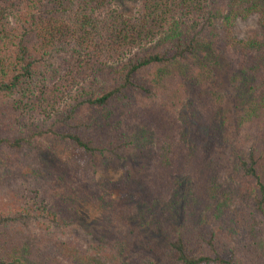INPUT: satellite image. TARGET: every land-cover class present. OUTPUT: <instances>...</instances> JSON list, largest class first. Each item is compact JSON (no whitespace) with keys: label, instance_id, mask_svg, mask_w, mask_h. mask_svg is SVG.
I'll return each mask as SVG.
<instances>
[{"label":"trees","instance_id":"obj_1","mask_svg":"<svg viewBox=\"0 0 264 264\" xmlns=\"http://www.w3.org/2000/svg\"><path fill=\"white\" fill-rule=\"evenodd\" d=\"M119 1L0 0V161L4 158L1 154H5L10 165L23 163L22 166H30L26 175L35 183L29 190H34V195H38V190L49 198L47 202L52 201L53 208L49 209L52 223L76 222L79 214L77 200L83 196L102 212H108L110 217L105 215L106 221L93 220L89 230L101 247L85 253V249L78 246L76 254L72 255L66 250L65 241L59 242L57 251L53 253L46 250L47 241L43 238L38 243L14 233L11 225L30 216L26 205L22 209L0 211V264H25L26 261L31 264H64L65 260L66 264H72L77 257V260L83 258L85 264H154L157 257L161 264H264L263 250L257 247L248 249L247 243V251L240 256L239 251L228 250L223 241L226 231L228 236L232 234L231 239L236 240L229 228L238 232L242 230L244 236L253 239V228L249 227L255 221L252 212L255 213L256 209L264 217V178L252 153L248 161H240V170H243L240 178L243 181L237 185L223 183V180L219 182L216 164L213 165L208 158L204 161L208 172L198 177L189 174L187 166L196 167L201 172L202 164L201 155L196 154L198 145L191 141L195 144L191 150L193 153H184L182 148L177 151L171 172L168 164L157 166L169 173V179L160 177L152 185H149V179L150 195L146 194L147 189L135 185V179L142 176L140 167L133 166L134 160L131 163L122 160L119 153L129 143H134L133 137L138 142L149 140L151 135H159L171 141L169 146L174 144L175 112L172 113L171 109H178V98L140 109L136 106L140 102L135 94L157 95L165 81L159 73L161 64L175 58L194 56L198 50L201 51L202 48L195 46L199 31H210L213 35L217 32L220 49H214L217 54L224 53L231 58L238 83L251 73L249 76L256 80L248 83V87L255 89L259 86L260 78L264 76V0H236L221 15L217 26L211 22V29L210 23L204 20L199 25L191 23L200 11L197 6L200 3L206 6L208 0H141L139 8L132 13L120 9ZM254 12L259 16L261 35L238 38L233 31L235 19L246 18ZM144 68L147 74L142 72L138 76ZM107 74L116 79L111 85L104 83ZM50 85L59 89L61 94L65 90L78 89L70 103L72 114L85 105L100 107L106 109L101 115V124L106 125L115 110V116L119 118L116 122L127 129L123 139L116 138V135L102 136L100 128L99 136L102 137L91 141L79 131L53 130L50 127L42 130L34 120L27 121L26 115L33 117L36 112L47 116L55 110L53 121L66 123V117H57L61 114L56 110L61 109V95H49L46 90ZM176 85L184 88L186 93L192 90L185 87L190 82L180 80ZM165 86L168 89V85ZM261 98H264V90ZM208 99L204 86L192 93L189 102L194 110L199 111L196 106L205 104ZM133 111L139 115L130 117ZM199 113H204L208 120L212 111ZM259 114L264 116L263 112ZM112 124L113 121L109 125ZM117 130L121 134V129ZM44 132L55 133L61 141L66 140L75 148L82 149L91 160L97 156L109 159L111 155L110 159L116 160L113 162L121 167L122 177L116 181L99 180L96 169L91 168L93 164L80 154L72 158L68 149L58 153V149L51 150L41 139ZM135 147L142 150L139 143ZM206 147L207 144L205 153ZM38 149L39 152L34 153ZM29 158L33 161L30 162ZM160 174V171L153 173L154 176ZM184 176L197 192V198L193 197L195 204L192 199L188 203V198L184 199L180 190L178 193V177ZM215 178L217 181L210 182ZM163 179L169 180L167 183L175 180L170 184L175 190L170 198L169 186L164 185ZM113 189L120 191L117 198L109 201V191ZM246 191L256 199V206L248 208L243 204ZM124 193L148 202L145 226L130 216L115 213L116 207L123 209ZM43 198L40 199L43 201ZM203 199L205 202L200 205ZM162 203L165 204L161 211L154 215L151 209L156 210ZM205 203L213 211L212 215L206 214L207 217L224 216L228 229L203 227L200 220L193 223L196 218L191 220V217L199 215ZM47 204L39 207L46 209ZM112 212L117 218H113ZM169 215L174 216L175 221Z\"/></svg>","mask_w":264,"mask_h":264},{"label":"rangeland","instance_id":"obj_2","mask_svg":"<svg viewBox=\"0 0 264 264\" xmlns=\"http://www.w3.org/2000/svg\"><path fill=\"white\" fill-rule=\"evenodd\" d=\"M235 2L236 0H208L206 6L200 3L197 6V9L200 11H197L196 17L192 19L191 23L194 25L204 20L210 23L209 29H211V22H214L213 24L217 26V22L221 15L227 10L229 5ZM140 3L141 0H120L117 5H119L120 9L122 8L132 13L135 12L134 10L136 8H139ZM233 31L238 38L249 35L260 36L262 28L260 26L258 14L254 12L250 13L246 18L237 17L234 21ZM222 41L221 38V43ZM219 44L220 40L217 38V32H214L213 35L210 31H199L195 46L202 48L201 51L198 50L197 54L195 53L194 56L175 58L166 64H161L159 73L164 77L163 81L165 80L164 82L168 85V89H166L163 82L159 87L157 95L155 93L135 94L137 101L140 102L136 104V106L140 109L148 107L151 104H165L168 99L178 98V109L176 110L173 107L171 109L172 113L175 112L173 115L175 142L172 147L169 146L171 141L169 142L167 138H163L159 135H151V137L148 138L149 140H139L138 142H136L137 139L133 137L134 143H129L124 150L119 152L122 155V160L124 159L130 163L134 160L135 164H133V166L136 165V167H140L139 170L142 176L135 179L134 182L135 185H141L143 190L147 189V195H150L148 187L149 179V185H152L160 177L168 178L169 173L157 166L159 164H168L170 168L168 170L171 172V169L174 168V158L176 157L177 151H180L182 148V152L190 153L195 144L198 145L199 151H196V154L197 156L201 155L202 164L200 168L201 172H199V169L196 167L187 166V171H189V174L192 176L198 177L209 171L206 170V165L204 164V161L208 158L213 165L216 164L215 167L218 170L219 182L223 180V183L237 185L243 181V178H240L243 173V170H240V161H248V157L252 153L254 157L257 158V167L260 175L264 178V116H260L259 114L260 112L264 113V98H261L264 90V76L260 78L259 86L255 89H250L248 87V83H255L256 80V78L254 79L252 76H249L251 73L244 77L242 83H238L235 79V68L231 58L224 53L220 54L218 52L217 54L214 49V47L220 49ZM204 51L206 53H204ZM154 69H157V67ZM61 70L64 71L65 68L62 67ZM145 70L146 68L140 71L138 76L142 72L146 75L147 72ZM149 72L151 73V70ZM104 78L106 79V81H104L105 85H111V82L116 80L110 74H107ZM159 78L158 76V80ZM180 80L186 83L190 82V85L185 87L192 90L186 93L187 91L183 90L184 88L177 87V81ZM204 86L205 89H207L210 100L208 99L207 102L204 100L205 104H199L195 109L201 112L205 110L212 111V114L210 113L208 116L209 121L205 119L204 113L201 115L199 111L194 110V107L189 102L192 93L202 90ZM100 87L102 86L100 85ZM64 90L65 89L62 91ZM85 90L91 89L85 88ZM46 91L49 95H61V109L60 107L56 108V110H60L59 112H61V114H58L57 117H66V123H61L62 120L53 121L55 110L47 116L36 112V116L33 117L26 115L25 118L27 121L34 120L36 124H38V127H41L38 129L43 130V128L50 127L53 130L63 129L79 131L91 141L105 135H116V138L118 137L122 140L125 132H127V129L120 127V124L116 122L119 118L115 116V110L110 120V123L113 121L112 125H109L110 123L106 125L101 124V115L105 113L106 109H101L100 107L85 105L78 110H74L72 114L71 110H69L71 107L70 103L74 101V95L78 89L65 90L61 94L59 89H55L50 85ZM258 102L262 103L258 104ZM136 114L139 115V112L133 111L130 117ZM130 119L131 118H129L128 122H130ZM100 128L103 130L102 136H99ZM31 129H34V125H31ZM117 129H121V134L118 133ZM129 137L131 138L132 136ZM41 139L46 142L51 150L58 149L57 153L63 151L62 149H68L72 158H75L78 154L83 156L89 163L93 164L91 168L96 169V177L99 180L116 181L122 177L121 167L119 164L113 162L116 160L110 159L111 155L109 154V159H106L105 156H97L95 160H91L90 156L85 153V151L75 148L66 140L61 141L55 133L44 132ZM191 141H194L195 144L191 143ZM138 143L142 145L141 151L135 147ZM205 144H207L206 153ZM172 148L174 149L173 152H171ZM5 151H7V148ZM37 152H39V149L34 151V153ZM44 154L48 153H43V155ZM1 155L4 158L0 161V211H8L10 208L22 209L25 205L28 211H30V216L28 218L11 225L13 226L12 229L14 233L26 237L28 241L35 240L38 243H40V239L43 238L47 241L46 250L53 251V253L57 251L59 242L61 241L66 242L65 248L68 253L72 255L76 254L78 246L85 249V253H92L94 249L96 250V247H101L96 244L95 236L93 233H90L89 230L92 227L93 220L99 222L102 219L106 221V216L110 218L108 212V214L106 212L104 213V211L102 212L101 208L95 206L89 199L83 196L80 200H77L79 214L76 216V222L70 224L52 223V215L49 212V209L53 208L50 204L52 201L49 200V202H47L49 198L40 194L38 190L36 192L38 195H34V190H29V188H33L35 183V181H29V177L26 175L30 166H22L23 163L10 165L5 159L6 155ZM20 155L23 156V153ZM168 159H170V163H167ZM29 161L32 162L33 159L31 160L29 158ZM158 171L161 173L160 176H154L153 173ZM178 179L180 181V184L177 183L178 193L180 190V195L185 197L184 199L188 198V203L192 199V203L195 204L193 197L197 198V192L187 182L185 176L181 178L178 177ZM162 181L164 185L169 186L170 192L168 198L172 197L171 193H174L175 190H172L173 187H170V184L171 182L174 183L175 180H170L171 182L169 183H167L169 180L166 179ZM212 181L215 182L217 180L215 178L211 179L210 182ZM118 191L120 190L113 189L109 191L108 200L111 201V199L117 198ZM41 197H44L43 201L40 199ZM123 201V209L119 210V208L116 207L115 213H117L118 216H130L138 221L140 225L143 224L147 218L145 215H147L146 213L148 212L146 209L148 202L146 200L141 201L137 197H131L128 193L123 194ZM204 202L205 200L203 199L200 205ZM44 203H48L47 208H40L39 206H42ZM113 203L116 204L115 202ZM232 203H234V201ZM255 203L256 199L246 191L243 204H246L249 208L256 206ZM164 204H159L156 210L151 209L153 214L156 215L158 213L156 211H161V207L164 206ZM178 206H181V203H178ZM210 209V207L208 208L206 206V203L203 204L199 215L191 217V220H194L193 217L196 218L193 223L200 220L203 223V227L219 229L218 226H222L228 229L229 227L225 225L223 221L224 216L207 217V215L213 214L212 209ZM141 210L143 212L142 214H140ZM254 211L256 214L254 212H252V214L255 215V221L249 226L253 228L255 235L253 239L244 236L242 230L238 232L232 228H229V231L231 230L234 232L236 240L231 239L232 234L228 236L227 231L226 238H223L222 235L223 241L228 246L227 249L239 251L240 256L245 254L247 248L254 250L257 247L258 250H263L264 252V217L258 210L255 209ZM112 214L113 218H117L116 214L113 212ZM169 216L172 221H175L174 216ZM59 220L60 219L57 218V221ZM146 226L149 225L147 224ZM156 231L158 233L161 232L160 229ZM247 243L248 247L246 248ZM77 258L72 264H85L83 258L82 260H77ZM25 264L31 263L26 261ZM64 264H66V260ZM154 264H161L158 257L155 259Z\"/></svg>","mask_w":264,"mask_h":264}]
</instances>
